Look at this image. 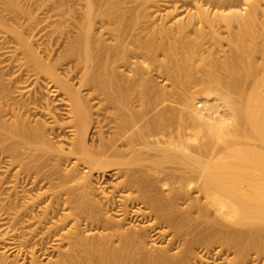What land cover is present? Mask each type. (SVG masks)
<instances>
[{"label": "bare ground", "instance_id": "bare-ground-1", "mask_svg": "<svg viewBox=\"0 0 264 264\" xmlns=\"http://www.w3.org/2000/svg\"><path fill=\"white\" fill-rule=\"evenodd\" d=\"M78 1L0 13V264L264 261V0Z\"/></svg>", "mask_w": 264, "mask_h": 264}, {"label": "rangeland", "instance_id": "rangeland-1", "mask_svg": "<svg viewBox=\"0 0 264 264\" xmlns=\"http://www.w3.org/2000/svg\"><path fill=\"white\" fill-rule=\"evenodd\" d=\"M20 1V4L21 5H31L34 9H36V7L38 6V5H44L43 4V0H19ZM56 2V1H55ZM3 5H5V3H4V0H0V13L3 15V18L6 20V22L7 23H9V24H11V25H14V26H16L17 25V19L15 18V16H13L12 14H10V13H8L7 11H4V9H3ZM35 5V6H34ZM37 5V6H36ZM47 5H56V3H49V4H47ZM70 5H81V3H79V1L78 0H70ZM172 5V4H168V8H170V6ZM164 9V8H163ZM40 17L42 16V15H39ZM26 20H28V19H21V21H25L26 22ZM24 23V22H23ZM27 23V22H26ZM3 31L0 29V49H1V51L3 52V48L6 46H8L9 45V42L12 44V43H14V44H16V42L14 41V39L9 35L8 36V34L6 35V33H2ZM1 35L3 36V38L1 37ZM4 36H6V39L4 38ZM11 38V39H10ZM2 39V40H1ZM5 39V40H4ZM4 40V41H3ZM10 44V45H11ZM14 44H12L13 46H14ZM9 45V46H10ZM20 56V55H19ZM2 59H3V57H2ZM2 59L0 58V67L2 68V66L4 67V70L6 71V70H8V65H10V64H13V69H14V71H16V69L17 68H14V66L16 65V62L14 63V60L12 59V61H11V57L9 56H7V57H4V59H3V62H2ZM13 62V63H12ZM4 64H7V65H5L4 66ZM6 66H8V67H6ZM12 66V65H11ZM4 71V72H5ZM8 72V71H7ZM10 72H12V69L10 70ZM25 73H26V71H25ZM24 76V78H25V76L26 75H23ZM22 76V77H23ZM5 82V81H4ZM32 82H33V80H32ZM6 83V82H5ZM42 83V82H41ZM41 83H39V84H36L35 83V81L33 82V83H31V81L30 82H28V83H26V85H23V87L25 88L22 92H23V97L24 98H29V97H32L33 95H37L38 96V94H43V95H48V98H49V100H54V98H56V97H54L53 95V97L51 96V93H50V89L49 88H47L46 86H44L43 85V83L41 84ZM37 91H41V92H38L37 93ZM44 91V92H43ZM35 93V94H34ZM33 94V95H32ZM15 95H17V94H15ZM40 96V95H39ZM51 97V98H50ZM17 98H21V96H19V95H17ZM56 100V99H55ZM96 110V109H95ZM36 118L35 119H42V120H45V117H43V116H40V114H37L36 116H35ZM65 118H66V116H65ZM48 121V120H47ZM71 133H64V142H61L62 143V145L66 148L67 147V145H68V139L71 137V135H70ZM94 135V132H92L91 134H90V137L92 138V136ZM62 141H63V139H62ZM58 144H60L59 142H58ZM2 164V166H4L5 164H3V163H1ZM0 164V165H1ZM117 181H119V179H117V178H115V177H108V176H106L105 178H102L101 180L99 179V177H97V175H95L94 176V184H95V187L97 188V186H98V188L99 187H102V188H104V190L106 191H109V189H110V187H111V185L112 184H114L115 182H117ZM102 188H101V190H102ZM100 190V191H101ZM99 191V192H100ZM111 214V213H110ZM113 216H115V215H113ZM137 224H138V222H137ZM157 244H161V243H157ZM157 244H155L154 246H159V245H157ZM165 244V243H164ZM161 246H163V245H161ZM14 254L15 253H10V254H8L9 255V260H12L13 259V257H14ZM223 255V256H222ZM234 256H233V254L231 253H222L221 254V256L218 258V260L217 261H214L213 260V258H209V261H207V262H209V264H229L228 262L233 258ZM43 258V257H42ZM41 258V260H42V262H44V263H46L48 260H47V258H43L42 259ZM210 259H212V261H210ZM20 260H23V259H20ZM259 260H261V261H259ZM27 260H25V263L26 264H28V261L26 262ZM257 261V263L255 262V264H264V261L262 260V259H257L256 260ZM259 261V262H258ZM21 262H24V260L23 261H21ZM262 262V263H261ZM254 264V263H253Z\"/></svg>", "mask_w": 264, "mask_h": 264}]
</instances>
